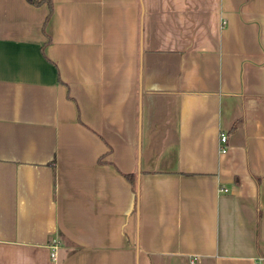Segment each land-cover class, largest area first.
<instances>
[{"label":"crops","instance_id":"1","mask_svg":"<svg viewBox=\"0 0 264 264\" xmlns=\"http://www.w3.org/2000/svg\"><path fill=\"white\" fill-rule=\"evenodd\" d=\"M51 1L0 0V264H264V0Z\"/></svg>","mask_w":264,"mask_h":264},{"label":"built area","instance_id":"2","mask_svg":"<svg viewBox=\"0 0 264 264\" xmlns=\"http://www.w3.org/2000/svg\"><path fill=\"white\" fill-rule=\"evenodd\" d=\"M227 135L224 133H220L219 134V138H218V145L220 147L219 151L221 153H225L227 151ZM227 190L225 188H219V192L223 193L226 192ZM56 244L53 242L52 246H51V253H50V258L52 261H56L57 259V252H56ZM192 263V262H191Z\"/></svg>","mask_w":264,"mask_h":264},{"label":"trees","instance_id":"3","mask_svg":"<svg viewBox=\"0 0 264 264\" xmlns=\"http://www.w3.org/2000/svg\"><path fill=\"white\" fill-rule=\"evenodd\" d=\"M29 4L33 5V6H38V5H41L43 2H47L48 3V6H49V12L47 14V16L45 17L44 21H43V29H44V26L45 24L47 23L48 21V18L50 17V14H51V8H52V1L51 0H26ZM44 31V30H43ZM125 177L127 179H130L131 176L130 175H125Z\"/></svg>","mask_w":264,"mask_h":264}]
</instances>
